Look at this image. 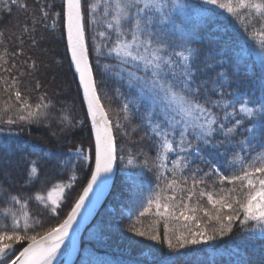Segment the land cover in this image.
Returning <instances> with one entry per match:
<instances>
[{
  "label": "snow or ice",
  "instance_id": "1",
  "mask_svg": "<svg viewBox=\"0 0 264 264\" xmlns=\"http://www.w3.org/2000/svg\"><path fill=\"white\" fill-rule=\"evenodd\" d=\"M7 2L0 0V4ZM11 3L16 4L17 0ZM178 10L180 15H177ZM214 10H224L237 19L246 15L250 21L264 27V2L258 0H197L196 3L190 0H62L61 11L55 16L62 15L66 20L71 63L78 74L87 116L95 132L94 168L90 169L87 186L67 217L57 226L43 231L38 230L43 228V222L30 215L29 202L33 196L7 193L9 207L0 215V264H55L58 255L65 253L69 257L67 264H72L76 245L70 233L77 217L94 186L106 185L113 172L117 160L113 129L123 130L124 126L119 120L113 125L102 107L86 41L88 23L98 26L96 35L100 43L93 49L98 59L114 57L127 87L135 90L138 99L147 105L142 117L144 135L152 142L156 155L153 158L141 152L143 160L140 163L149 171L155 169L157 178L164 180V186L154 198L141 202L139 216L153 213L164 219L163 243L169 249L223 237L232 232L237 221L241 225L250 224V230H258L264 239V153L251 159L240 155L254 151L257 141L264 148V99L252 100L233 93L226 96L218 81L198 82L193 72L195 53L190 47L191 34L199 22L216 14ZM48 17L49 13L44 11L42 19ZM249 26L245 24L246 31ZM52 27L55 28V21ZM23 30L28 31V28ZM254 35L260 36V59L264 63V32ZM2 83L8 85L4 91L9 93V100L0 114L4 123L12 125L18 120L40 123L48 117L49 104L44 97L33 105L17 87L18 79ZM12 96L15 105L11 103ZM13 109L15 116L7 115ZM130 111V103H125L122 107L124 120L129 119ZM219 113H223L222 119ZM246 121L252 123V127ZM218 137L223 139L218 140ZM201 145L210 146L217 157L222 156L224 163L233 168V174L226 175L215 160H207ZM229 151L232 152L231 160L228 159ZM78 153V158L90 159L82 150ZM190 157L204 160L210 171L198 176L202 169H197L184 176ZM127 163L136 165L138 161L132 156ZM36 171L34 166L32 172ZM213 174L221 185L227 183L232 187L221 188L219 192L198 187L205 184L204 177ZM65 187L68 186L57 185L46 197L36 194L34 199L45 208L50 201L51 211L55 213ZM204 200L206 204L202 203ZM169 221L175 223L170 226ZM131 230L136 235L161 242V235L154 230H140L135 224ZM261 251L264 254V249Z\"/></svg>",
  "mask_w": 264,
  "mask_h": 264
},
{
  "label": "trees",
  "instance_id": "2",
  "mask_svg": "<svg viewBox=\"0 0 264 264\" xmlns=\"http://www.w3.org/2000/svg\"><path fill=\"white\" fill-rule=\"evenodd\" d=\"M190 2L196 3L197 0ZM61 4L62 0H17L16 4L8 0L6 5L0 4V114H3L5 102L9 100V93L4 91L8 85L2 81L10 82L13 78L19 80L17 87L29 103L35 105L40 97H44L49 104L48 117L40 123L18 120L8 125L0 120V215L9 207L7 201L10 197L7 193L31 194L30 215L43 222V228L39 231L55 227L67 217L87 186L90 169L94 168V142L76 78L70 68L64 17L55 16L61 11ZM44 11L49 13L46 20L42 19ZM214 11L216 14L199 22L191 34L190 47L195 53L192 63L196 80L218 81L223 85L222 91L226 96L233 93L252 100L264 99L260 36L254 35L264 32V27L250 21L246 15L237 19L224 10ZM177 15H180L179 10ZM53 21L55 28L52 27ZM246 23L251 25L247 31ZM25 27L28 31L23 30ZM97 30L96 25H86V41L98 95L112 124L119 120L124 128L113 129L117 144V173L111 194L95 220L81 235L75 264L84 254L107 257L116 264H264L261 251L264 249V239L258 230H250V224L241 225L237 221L232 232L223 237L218 236L208 243L169 249L163 243L164 219L153 213L139 216L141 202L146 203L154 198L163 188L164 180L157 178L155 169L149 171L140 163L143 160L141 152L153 158L156 155L152 142L144 135L142 117L147 105L138 99L135 90L127 87L114 57L98 59L93 50L94 45L100 43ZM11 103L15 105L14 96ZM125 103H130L131 107L127 121L123 119L122 112ZM15 114L14 109L7 113L11 116ZM219 115L222 119L223 113ZM246 123L252 127V123ZM253 147L254 151L250 154L244 152L240 155L251 159L264 153L258 141ZM201 148L207 160H215L226 175L233 174V168L224 163L222 156L217 157L215 150L210 146L201 145ZM78 150H82L90 159L84 161L78 158ZM223 151L221 148L220 152ZM132 156L136 157L138 163L122 169L127 166L125 161ZM231 158L232 152L229 151L228 159ZM189 159L191 161V157ZM34 166L37 169L35 173L32 172ZM197 169H202L197 175L203 176L204 172L210 171V166L198 158L190 162L183 175L189 176ZM126 172L134 175L133 183L126 180L123 175ZM204 179L205 184L198 187L205 190L219 192L221 188L232 187L227 183L221 185L214 174ZM191 183L189 180V186ZM57 185L68 187L64 188L57 211L53 213L51 204L45 208L35 201L34 196L40 194L46 197ZM135 192L137 197L133 204ZM202 203L206 204V200ZM174 223L169 221L170 226ZM133 224L140 230L158 232L161 242L136 235L131 230Z\"/></svg>",
  "mask_w": 264,
  "mask_h": 264
},
{
  "label": "water",
  "instance_id": "3",
  "mask_svg": "<svg viewBox=\"0 0 264 264\" xmlns=\"http://www.w3.org/2000/svg\"><path fill=\"white\" fill-rule=\"evenodd\" d=\"M64 35H65V42H66V48H67L70 68L76 78L78 89L80 91V95L84 103L86 112H87V104L83 100V90L79 86V77L75 71L74 64L71 63V53L67 47V30H66V20L65 19H64ZM88 120L90 123L91 133H92V137H93V141L95 145V132L92 128L90 117H88ZM116 171H117V160L114 164L113 172L109 176L108 183L106 185H100L99 187L94 186V191L89 194V199L86 200L85 207L81 209V215L77 217V223L74 224L73 231L70 233V236H73V239L75 240V245H76V252L71 257L72 264H75L77 257L79 255L80 236L85 231V229H87L92 224V222L95 220L98 213L103 208V206L105 205L106 201L108 200L111 194V190L113 188V184H114L115 177H116Z\"/></svg>",
  "mask_w": 264,
  "mask_h": 264
},
{
  "label": "rangeland",
  "instance_id": "4",
  "mask_svg": "<svg viewBox=\"0 0 264 264\" xmlns=\"http://www.w3.org/2000/svg\"><path fill=\"white\" fill-rule=\"evenodd\" d=\"M194 58V56H193ZM223 83V81H222ZM241 154V153H240ZM198 158H193L191 157V161H194ZM127 162V160L125 161ZM170 164V163H169ZM171 165V164H170ZM130 165L124 166L122 167V169H126L128 168ZM126 177V180L129 181L130 183H133V177L134 175L132 173L126 172L123 174ZM131 178V179H130ZM137 197L136 192L134 193L133 197H132V203L134 204V200H136L135 198ZM48 204H51L50 201H48ZM88 262H92V264H116L114 261H112L111 259L107 258V257H98V256H92L89 257L88 255L84 254L82 255V258L80 259L78 264H88ZM63 261L61 260L59 264H62ZM120 264V263H119Z\"/></svg>",
  "mask_w": 264,
  "mask_h": 264
},
{
  "label": "bare ground",
  "instance_id": "5",
  "mask_svg": "<svg viewBox=\"0 0 264 264\" xmlns=\"http://www.w3.org/2000/svg\"><path fill=\"white\" fill-rule=\"evenodd\" d=\"M71 237L73 238V236H71ZM66 244H67V242H66ZM63 251H64V249L62 248V252ZM61 260L64 261V264H67V261L69 260L67 253H65L64 255H58L57 261L55 262V264H59Z\"/></svg>",
  "mask_w": 264,
  "mask_h": 264
}]
</instances>
